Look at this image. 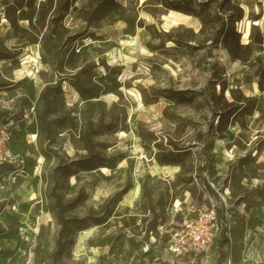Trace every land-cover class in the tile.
Returning <instances> with one entry per match:
<instances>
[{
  "label": "rangeland",
  "instance_id": "1",
  "mask_svg": "<svg viewBox=\"0 0 264 264\" xmlns=\"http://www.w3.org/2000/svg\"><path fill=\"white\" fill-rule=\"evenodd\" d=\"M1 115L0 264H173L138 247L175 198L264 264V0H0Z\"/></svg>",
  "mask_w": 264,
  "mask_h": 264
},
{
  "label": "built area",
  "instance_id": "2",
  "mask_svg": "<svg viewBox=\"0 0 264 264\" xmlns=\"http://www.w3.org/2000/svg\"><path fill=\"white\" fill-rule=\"evenodd\" d=\"M12 123L9 117L0 116V167L6 168L5 177L14 179L24 171V156L11 149ZM170 209L169 221L159 218L151 228L146 227L144 236L139 237V253L154 250L158 240L173 264H210L217 240L230 241V214L221 206L197 198L188 202L175 198Z\"/></svg>",
  "mask_w": 264,
  "mask_h": 264
},
{
  "label": "bare ground",
  "instance_id": "3",
  "mask_svg": "<svg viewBox=\"0 0 264 264\" xmlns=\"http://www.w3.org/2000/svg\"><path fill=\"white\" fill-rule=\"evenodd\" d=\"M247 34H248V32H247V31H244V34L242 35L244 39L247 37ZM23 62L27 63L28 60H24ZM26 65H28V64H26ZM26 69H27V68H26ZM139 104H140V103H139ZM38 169H39V168H38ZM36 173H37V172H36ZM137 193H138V185H135V186L132 188L130 194H129L126 198H124V200L132 199ZM124 202H125V201H124ZM85 233H86V231H84V230L80 232V236H79V239H78V243H77V244H79V243L81 242V240H82V238H83V236H84ZM84 239H86V238H84ZM87 258H88V257H87ZM89 260H90V259H89ZM87 261H88V260H87Z\"/></svg>",
  "mask_w": 264,
  "mask_h": 264
},
{
  "label": "trees",
  "instance_id": "4",
  "mask_svg": "<svg viewBox=\"0 0 264 264\" xmlns=\"http://www.w3.org/2000/svg\"><path fill=\"white\" fill-rule=\"evenodd\" d=\"M67 7V6H66Z\"/></svg>",
  "mask_w": 264,
  "mask_h": 264
}]
</instances>
